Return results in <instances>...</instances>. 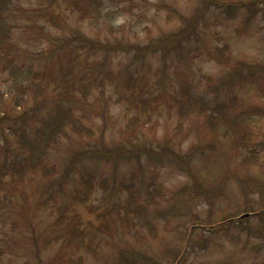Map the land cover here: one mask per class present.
<instances>
[{"label": "rangeland", "instance_id": "374dc122", "mask_svg": "<svg viewBox=\"0 0 264 264\" xmlns=\"http://www.w3.org/2000/svg\"><path fill=\"white\" fill-rule=\"evenodd\" d=\"M12 1L0 264H264V0Z\"/></svg>", "mask_w": 264, "mask_h": 264}, {"label": "trees", "instance_id": "16d2710c", "mask_svg": "<svg viewBox=\"0 0 264 264\" xmlns=\"http://www.w3.org/2000/svg\"><path fill=\"white\" fill-rule=\"evenodd\" d=\"M17 5H20V4L18 2H15V1L10 2V0H9V2H7V0H0V24H1L0 28H6L7 27V25L5 23H7L9 21V17H10L7 14L8 9H10L11 11H14L17 15L19 14L20 9H18V7H15ZM103 10L104 9L101 8V6L97 7V9L94 10L98 19H100V17L102 16ZM13 14L14 13H12V15ZM91 14L93 17L94 13L91 12ZM9 27L12 28L11 26H9ZM10 37L11 36H4V38L0 39V41L5 43V44H9L8 40L10 39ZM79 37H82V36H79ZM88 47H89V45H88ZM101 47L103 49L105 47L108 50L109 49L112 50L113 48H111V47H114V46H111L109 44H104V47L103 46H101ZM116 47H117L116 50H120V49H123L124 47H126V45L125 44H118V46H116ZM88 52H89V56H94V55L99 53L96 48L89 49ZM51 83H54L55 86L58 85V83H56V82H51ZM60 88H63L61 91L62 93L59 94V93L55 92V94L53 96H51L47 90L46 91L42 90V108H43L42 111H44L46 109V104H48V106H51V108L58 106L59 110L61 111L60 113H58V115L61 114L62 116H60V115L59 116L63 117L65 120H82V118H83L82 116L77 117V115H76L78 113L76 111L77 108L76 109L69 108V106L79 107L81 104H84V103H81V101L75 97L76 95L79 94V91L77 89L71 87V85L68 82H65V84H62L60 86ZM183 92H184V90H183ZM135 95H137V94H135ZM66 101L69 102L68 105H64V102H66ZM119 101L122 102V99L120 98ZM141 101H142V103H144L145 98L144 97L139 98V102H141ZM48 106H47V109H48ZM85 109L86 108H83L80 111L84 113ZM143 118H144V120H146L145 116ZM64 119H62V120H64ZM139 120H142V117L138 114L134 115V117L130 119L133 126H132V124L131 125L127 124L128 127L125 130V132L135 131L134 127L137 124L135 121H139ZM77 125L78 124L74 121L73 127H78ZM39 164H41V162H34L32 160H29V159L18 160V161H15L13 163L0 164V181H4L5 178L9 177V178H11L12 182L15 181L16 183H24V181H26V178L30 174H32L34 171H38V170H42L44 175L46 176V173H47V170L49 167L46 168V167L40 166ZM87 180L84 181L85 184L92 181L91 178H88ZM219 227H223V225H221Z\"/></svg>", "mask_w": 264, "mask_h": 264}, {"label": "water", "instance_id": "95a60500", "mask_svg": "<svg viewBox=\"0 0 264 264\" xmlns=\"http://www.w3.org/2000/svg\"><path fill=\"white\" fill-rule=\"evenodd\" d=\"M250 214H244L242 217H248Z\"/></svg>", "mask_w": 264, "mask_h": 264}]
</instances>
